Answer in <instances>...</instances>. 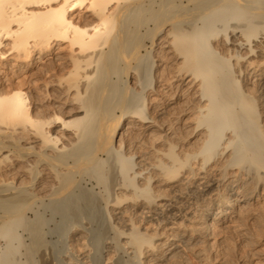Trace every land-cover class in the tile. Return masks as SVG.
<instances>
[{"label":"bare ground","instance_id":"bare-ground-1","mask_svg":"<svg viewBox=\"0 0 264 264\" xmlns=\"http://www.w3.org/2000/svg\"><path fill=\"white\" fill-rule=\"evenodd\" d=\"M81 184L104 185L116 244L143 264L203 261L212 236L254 244L264 0H0V264L25 234L36 252L43 209L80 217Z\"/></svg>","mask_w":264,"mask_h":264},{"label":"rangeland","instance_id":"rangeland-1","mask_svg":"<svg viewBox=\"0 0 264 264\" xmlns=\"http://www.w3.org/2000/svg\"><path fill=\"white\" fill-rule=\"evenodd\" d=\"M110 164H111V160L107 162V165H110ZM108 180L109 179L107 178V180L105 181V185L110 184L108 183L110 180L109 181ZM81 186L88 190L87 194H85V192L84 194L81 192V194H83L81 196H84V198L87 200L89 199L90 202H89V205L87 204V207L83 208V206L79 205V209H77L78 211L75 209L76 213L79 212V215H80L79 217L77 214H75L76 216H78V217L75 216L77 219L74 218L75 211L73 212L71 207H68V209H65L66 207H64V206H69L72 201L70 202V204H68L69 202L66 203L65 205L63 204L64 209L63 208H61L60 210L55 209L54 210L55 213H52L51 209H46L45 211L43 209V211L40 212L41 215L39 216V219L41 218L40 221L42 223L41 225L42 228L41 230H39L41 234L39 241L40 240L41 241L39 242L40 244L39 243L37 244L39 245L37 249L36 247H34L35 245L33 246V248L36 249V252L32 254V252L35 251L34 249L32 250V252H30V254H32L31 255L32 263L33 264H44V263L45 264H143L142 259L139 261L138 259L136 260V258L133 259L132 258L133 256L130 253H127V250L123 252L124 248L122 249L121 245L120 247L117 246V244L119 245V242L122 239L119 238V242L117 241L118 238L116 236L117 234L115 233L116 232L115 228L122 229V227H120L121 225L119 224V222L118 223L115 221L110 222L108 220L106 215H104V211L101 210L103 207V204L102 203L98 204L99 201L96 200V199H99L100 196L98 192H100L101 189H103L104 185L103 186L100 185L101 187L94 186V189H92V187L87 184L86 185L81 184ZM89 191L92 193L90 194ZM93 193H97V194H93ZM209 193H211L210 190L208 192L198 191V193L196 194L197 196L201 195L203 198H206L207 196H209ZM196 194H193V195L195 196ZM92 195L94 197L97 195L98 197H95L94 199ZM194 201L192 203L193 206H191L192 207V209L190 210L191 213H194L197 209L195 205L197 206L198 203ZM99 207H101V209ZM198 208H201V207H198ZM70 209L72 211H70ZM78 218H81V219H78ZM137 220H139L140 226L144 225L143 221L145 219L137 217ZM147 220L149 219H146L145 221ZM79 221H82V222H79ZM178 222H180V220H178ZM185 223L186 221L184 222V224ZM79 226L82 229H80ZM155 226H153V230H155ZM78 229L83 230L84 233L82 232V235H81L80 232L76 231ZM256 232H255V237L257 238L253 240L254 244L253 243L247 244L246 246L240 240L238 241V239L235 238L234 236H231V237L226 236L227 239L224 238L223 236H215L217 237V239L214 236H212L214 239L212 240V244H211L212 248L210 247L208 248V249H212V253H210L211 251H209L208 254L205 255L207 258L205 257L203 261H198L195 256H192L193 254H191V252H186L183 257L187 259L186 261L188 262V264H254L256 263L257 259L264 258V255H263L264 254V240H263L264 231H261L259 233L258 231ZM81 236L82 237L84 236L83 242L85 243V247L87 249L86 250L87 255L85 253L86 257L84 255H80L79 253L74 252V249L72 248L73 246L79 243L78 240H80V238L82 240ZM29 237L27 234H25L21 237L24 240L20 239L21 241H23L21 243L25 242L24 245L23 244L21 245V247H23L22 249L24 250H25L26 244L27 246L30 245L29 244L30 242H28L30 241ZM15 246L17 247V244ZM114 247L117 248V250ZM118 248L119 249L121 248V249L119 250ZM19 250L20 251H17L16 255H14L15 257L13 256L15 258L13 260L15 261L17 259L16 264L18 263L27 264V261L31 259V258L29 259L30 257V254H28L29 252L28 253L24 252L23 253L24 255L21 254L23 255L21 256L20 253H22L24 250H21V249ZM256 251H258L259 253L261 252L260 255L259 253L258 255L253 254ZM25 256L26 257L29 256L28 260H26ZM176 260H177V263H175ZM178 260L183 262L182 259L181 260L175 259L174 261L171 262V264H181L180 262H178ZM28 263H31V262H28Z\"/></svg>","mask_w":264,"mask_h":264}]
</instances>
